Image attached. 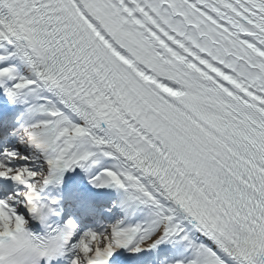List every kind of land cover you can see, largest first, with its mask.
<instances>
[{
	"label": "snow or ice",
	"instance_id": "snow-or-ice-1",
	"mask_svg": "<svg viewBox=\"0 0 264 264\" xmlns=\"http://www.w3.org/2000/svg\"><path fill=\"white\" fill-rule=\"evenodd\" d=\"M0 264H264V0H0Z\"/></svg>",
	"mask_w": 264,
	"mask_h": 264
}]
</instances>
